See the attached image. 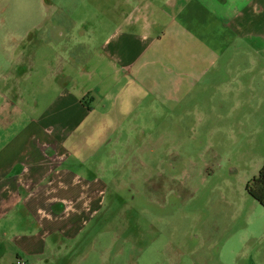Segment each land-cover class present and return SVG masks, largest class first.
Here are the masks:
<instances>
[{"label": "rangeland", "instance_id": "1", "mask_svg": "<svg viewBox=\"0 0 264 264\" xmlns=\"http://www.w3.org/2000/svg\"><path fill=\"white\" fill-rule=\"evenodd\" d=\"M173 1L0 0V73L15 55H29L24 66L40 69L39 115L78 93L76 83L91 92L88 116L71 107V120L49 126L63 168L100 178L104 200L88 204L87 225L71 244L60 237L65 250L48 237L45 257L264 264V208L246 190L264 165V39H236L215 11V18L194 6L182 13L186 0ZM145 4L151 8L131 24L132 9ZM116 30L144 48L128 74L106 55ZM60 68L52 84L49 71ZM6 105L0 99V112ZM20 125L6 130L4 144ZM27 230L0 223V264L26 258L18 245Z\"/></svg>", "mask_w": 264, "mask_h": 264}, {"label": "crops", "instance_id": "2", "mask_svg": "<svg viewBox=\"0 0 264 264\" xmlns=\"http://www.w3.org/2000/svg\"><path fill=\"white\" fill-rule=\"evenodd\" d=\"M173 3L176 6L178 0ZM192 6L208 12L214 18L213 12L218 13L224 28H228L236 39H264V0H186L180 11L183 13ZM150 8L145 4L144 8L132 9L129 19L132 20L131 24L140 23L138 12ZM116 31L112 43L107 40L111 43V49L106 55L117 63L122 72L128 74L137 58L139 61L142 57L144 48L137 36L128 31ZM109 44L105 42L103 47L109 49ZM204 50L208 49L204 47ZM14 59L15 62L0 73V99L7 102L6 108L4 106L0 112V144L3 143L0 146V223L10 226L14 231L19 224L30 232L18 245L27 258L25 262L26 258L18 256V260L25 262L23 264H29L28 260L32 259L36 260L34 264H61L59 261L63 260L62 257L51 258L53 253L49 258L45 257L48 237L54 243V249L65 250L63 246L71 244L82 233L80 227L87 225V212L92 210L88 204L94 207L103 203L104 183L95 175H91V181L84 180L63 168L65 152L61 143L56 141V136L54 138L57 131L54 132L49 123L71 120V107L78 109L79 118L88 116L92 112L91 105L87 103L91 92L78 89L76 83L74 89L78 93L66 97V102L61 99L54 101L47 114L41 117L38 113V83L35 84V75L40 73V69L24 66L29 63V55L25 56L24 52L15 55ZM65 70H50L51 83L55 84L59 74L65 73ZM26 84L28 87L23 90ZM24 122L22 130L19 126L20 133L4 144L6 130ZM65 204L70 205L66 212ZM18 217L22 218L19 223L16 221ZM60 237L68 239V243Z\"/></svg>", "mask_w": 264, "mask_h": 264}, {"label": "trees", "instance_id": "3", "mask_svg": "<svg viewBox=\"0 0 264 264\" xmlns=\"http://www.w3.org/2000/svg\"><path fill=\"white\" fill-rule=\"evenodd\" d=\"M248 194L264 208V165L247 185Z\"/></svg>", "mask_w": 264, "mask_h": 264}, {"label": "built area", "instance_id": "4", "mask_svg": "<svg viewBox=\"0 0 264 264\" xmlns=\"http://www.w3.org/2000/svg\"><path fill=\"white\" fill-rule=\"evenodd\" d=\"M17 264H22V263L20 262V260H18Z\"/></svg>", "mask_w": 264, "mask_h": 264}]
</instances>
